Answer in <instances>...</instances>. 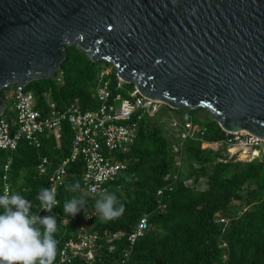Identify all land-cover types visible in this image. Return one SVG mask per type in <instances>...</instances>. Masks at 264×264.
Instances as JSON below:
<instances>
[{
    "label": "trees",
    "instance_id": "trees-1",
    "mask_svg": "<svg viewBox=\"0 0 264 264\" xmlns=\"http://www.w3.org/2000/svg\"><path fill=\"white\" fill-rule=\"evenodd\" d=\"M104 63L109 62H94L76 45L67 46V59L55 77L33 81L25 88L33 92L37 107L43 113L48 112L51 102L59 110L67 109L75 101L83 110H95L98 101L94 97V87L99 71L112 68V80L117 81L115 67L112 64L104 66ZM129 87V90L135 89L133 84ZM14 89H4L0 95L7 101ZM163 108L168 113L177 112L165 105ZM184 113L192 117L196 130L205 127L206 131L202 140H189L184 145L181 169L172 150L175 139L163 121L169 116L160 121L156 120L158 114L144 116L139 122L136 142L125 156L127 169L108 184V192L115 194L119 204L124 205L125 210L119 217L101 218L94 207L101 197L90 196L82 188V160L69 163L65 182L57 195L59 204L50 214L56 218L57 227L53 234L58 241L54 264L59 260L60 248L70 239H77L78 228L88 216H91V231L101 235L104 232L125 235L117 243L116 252L109 253L107 244L102 241L101 259L98 257L89 263L76 258L69 264H264V154L252 162L224 161L227 158L225 150L212 145L225 136L219 124L211 117L207 122L198 120L187 111L177 114ZM72 137L71 126L65 123L60 146L54 136L49 135L43 138L40 149L21 142L15 151L0 150V195L4 189L3 165L10 159L12 194L29 200L32 204L30 214L37 213L41 207L37 200L39 191L50 189L49 175H40L37 165L42 157H48L50 170L55 169L70 157ZM177 173L179 179L174 190L165 191L160 197L158 190L172 183ZM190 177H195L196 181L206 179L207 189L185 186L184 180ZM76 182L80 184L79 189L66 191L68 185ZM73 197L86 201L75 216L63 212L65 201ZM160 202L165 208L159 207ZM0 214H3L2 207ZM144 214L149 216V229L123 262L128 247L127 235ZM221 217L228 222H218ZM223 243L226 247H222Z\"/></svg>",
    "mask_w": 264,
    "mask_h": 264
},
{
    "label": "water",
    "instance_id": "water-1",
    "mask_svg": "<svg viewBox=\"0 0 264 264\" xmlns=\"http://www.w3.org/2000/svg\"><path fill=\"white\" fill-rule=\"evenodd\" d=\"M74 45L141 96L264 140V0H0V93L53 79Z\"/></svg>",
    "mask_w": 264,
    "mask_h": 264
},
{
    "label": "built area",
    "instance_id": "built-area-1",
    "mask_svg": "<svg viewBox=\"0 0 264 264\" xmlns=\"http://www.w3.org/2000/svg\"><path fill=\"white\" fill-rule=\"evenodd\" d=\"M112 68L105 67L97 75L94 97L98 101L95 110H83L78 101H75L65 110H59L51 102L48 112L43 113L37 107L33 92L26 90V86H16L11 93L12 107L7 106L0 117V150L15 151L21 142L40 149L43 138L53 135L58 146L61 145L64 124L68 123L73 131L71 155L63 160L55 169L50 170V160L42 157L37 165L40 175H49L50 189L56 193L64 184L69 163L81 159L83 162L82 188L90 196L101 197V193L108 192V184L114 182L127 169L128 161L125 157L136 142L138 125L144 116L155 117L162 107L161 102L143 97L136 89L125 88V83L117 76V81L112 80ZM165 128L175 139L172 150L176 156L179 169L183 167L184 145L189 141L202 140L206 128L196 130L193 119L188 113L176 114L169 112V117L163 120ZM217 149L225 150L227 158L224 161L252 162L264 154V140L248 132H225L221 140L212 142ZM235 150V151H234ZM11 160L3 165V194L8 191L12 194L10 182ZM179 174L174 176V181L164 189L158 190V195L163 196L165 191H172L178 182ZM205 180L195 177L184 180L187 187L200 190L199 182ZM95 189V191H93ZM160 208H165L160 202ZM51 212L40 207L35 213L40 217L50 215ZM88 216L83 225L78 228L77 239H70L59 250V260L56 264H69L74 259L80 258L86 262L101 259L102 241L107 244L109 253L118 250L117 243L125 235L120 233L91 231ZM68 220H65L67 222ZM227 223L226 218L217 220ZM149 229V216L144 214L132 231L127 235V250L123 262L132 254L137 241L144 237ZM226 243L222 247H226Z\"/></svg>",
    "mask_w": 264,
    "mask_h": 264
},
{
    "label": "clouds",
    "instance_id": "clouds-1",
    "mask_svg": "<svg viewBox=\"0 0 264 264\" xmlns=\"http://www.w3.org/2000/svg\"><path fill=\"white\" fill-rule=\"evenodd\" d=\"M79 188L80 184L76 182L68 185L66 191L75 192ZM37 200L43 210L51 212L57 204L55 190L41 188ZM85 203L83 198L73 197L65 201L63 212L75 216ZM0 207L3 208V214H0V264H54L58 244L53 235L57 230L56 218L30 214L31 202L8 191L0 195ZM94 207L105 220L119 217L125 210L115 194L107 191L101 193Z\"/></svg>",
    "mask_w": 264,
    "mask_h": 264
},
{
    "label": "rangeland",
    "instance_id": "rangeland-1",
    "mask_svg": "<svg viewBox=\"0 0 264 264\" xmlns=\"http://www.w3.org/2000/svg\"><path fill=\"white\" fill-rule=\"evenodd\" d=\"M109 64H111V63H104L103 65L106 66ZM129 85L130 84H125V88H127V89L130 88ZM11 92H13V90ZM7 102H8V105L10 107H12L13 103H12L10 97H8ZM187 112H191L198 120H201L203 122H207L210 118V115L207 113L208 111H206L205 109H198V110H194V111L188 110ZM175 113L177 114V113H179V111L177 110V112H175ZM168 116H169V113H168L167 109L163 108L161 110V112L157 115L156 120L160 121L161 119L166 118ZM184 166H185V164H184ZM186 167L188 169V166H186ZM198 187L200 190H206L208 187L207 182L205 180H202L201 182H199ZM235 204H237V203H235Z\"/></svg>",
    "mask_w": 264,
    "mask_h": 264
}]
</instances>
